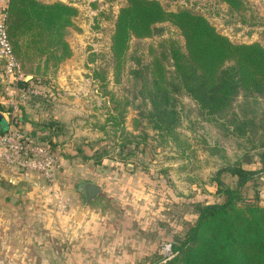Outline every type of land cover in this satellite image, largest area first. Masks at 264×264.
<instances>
[{
    "label": "rangeland",
    "instance_id": "374dc122",
    "mask_svg": "<svg viewBox=\"0 0 264 264\" xmlns=\"http://www.w3.org/2000/svg\"><path fill=\"white\" fill-rule=\"evenodd\" d=\"M41 1H62L78 9L74 26L67 29L65 37L72 56L55 71H50L48 77L51 86L48 92L33 86L42 91L36 95L42 100L32 99L31 96L16 98L5 89L0 97L14 98L16 113L20 114L25 107L32 108L31 111L38 115L35 116L37 124L55 122L40 129L44 135L40 134L39 129L37 134L26 132L37 141L48 143L59 154L61 163L58 171L62 172L64 167L70 171L86 167L91 170L108 169L110 173L119 172L122 175L127 172L126 165L133 163L132 174L135 178L131 183L126 182V187L117 190L121 197L116 192L109 196V219L114 220L116 236L127 231L130 236H140L148 242L152 239L150 235L154 227L158 229V223H168L179 231L183 221L194 220L190 213H185L182 220L173 219L181 210L179 202L218 200L212 196V176L218 168L236 160H241L246 168H258L257 152L263 148L259 142L263 140L264 132L257 129L253 142H247L232 131L235 125L232 120L243 116L254 117L258 123L264 117V98H258L257 102H246L240 94L225 117L213 120L188 94L179 92L182 123L177 131L183 140L189 142L190 146L185 148L171 140L166 142L146 116L150 104L140 92L141 79H135L130 71L138 64H147L154 56H160L165 41L173 39L183 44L184 39L175 26L169 22L160 23L156 25L153 36L132 39L123 70L117 73L110 50L111 35L116 17L127 0ZM158 1L169 11L189 9L205 16L218 32L234 43L258 42L264 47V0H245L246 8L241 13L231 11L220 0ZM67 60L68 66L62 75L65 79L68 76L70 81L66 80L68 83L64 87L57 83L56 86L53 79ZM165 64L169 71L173 70L170 61ZM27 75L31 74L25 72L24 76ZM31 100L36 103L31 104ZM7 108L12 110L13 105ZM110 114L118 116L119 125L109 120ZM120 114H123L122 120ZM131 137L142 140L137 149L132 150L134 143L124 147L121 145L125 138ZM78 147L81 152L77 150ZM131 151L132 155L125 158L127 164H124L122 156ZM261 166H264V161ZM222 178L231 182L228 176ZM257 184L255 187L254 182L248 183L245 193L253 198L257 190L259 203L264 206V174ZM128 206L130 209L126 211L124 208ZM160 228L157 246L170 240L166 229Z\"/></svg>",
    "mask_w": 264,
    "mask_h": 264
},
{
    "label": "trees",
    "instance_id": "16d2710c",
    "mask_svg": "<svg viewBox=\"0 0 264 264\" xmlns=\"http://www.w3.org/2000/svg\"><path fill=\"white\" fill-rule=\"evenodd\" d=\"M220 1L233 12L241 13L246 8L245 0ZM78 14L76 7L62 1L9 0L8 39L23 74L33 75L31 80L17 81L15 87L25 91L39 86L47 91L51 86L50 71H55L72 56L65 37ZM164 22L179 30L184 43L173 39L165 41L160 56H154L147 64H138L130 74L141 79L140 92L150 104L146 116L154 128L166 142L171 140L185 148L190 146L189 142L177 131L182 123L178 93L188 94L213 120L225 117L240 94L246 102H257L258 98H264V47L258 42H232L205 16L189 9L169 11L158 0H127L116 17L111 35L110 50L117 73L123 70L130 41L153 36L156 25ZM166 61H170L172 71L167 68ZM3 73V61L0 60V96L4 91ZM30 98L42 100L36 95ZM31 101V104L36 103ZM119 117L122 120L123 114ZM254 119L243 116L232 120L235 124L232 131L252 143L257 129L264 132V117L258 123ZM109 120L119 125L117 115L110 114ZM54 123L36 124L35 134ZM15 125L19 123L15 121ZM138 139L125 138L121 145L134 143L132 150L137 149L142 141ZM259 144L263 148L257 152L258 168H246L241 160H236L221 166L212 176V196L218 199L216 202L192 199L179 202L181 210L173 219L182 220L185 213H190L194 220L183 221L179 231L168 223H159L170 236L168 241L176 253L165 264H264V206L259 203L257 190L253 198L245 193L248 183L254 182L257 187V180L264 174V166H261L264 138ZM77 150L82 151L79 147ZM130 155L132 151L122 156L124 164ZM126 170L133 172L134 165L132 171L127 167ZM225 176L231 182L224 181L222 177ZM203 191L208 192L204 188ZM161 260V255L154 252L141 263L161 264Z\"/></svg>",
    "mask_w": 264,
    "mask_h": 264
},
{
    "label": "crops",
    "instance_id": "0c3cea01",
    "mask_svg": "<svg viewBox=\"0 0 264 264\" xmlns=\"http://www.w3.org/2000/svg\"><path fill=\"white\" fill-rule=\"evenodd\" d=\"M67 62L53 79L60 87L70 81L62 75ZM12 100L0 97L5 123L9 128L18 126L35 133L37 112L25 107L20 114L16 113ZM8 105H13L12 110ZM0 131L3 132L1 128ZM109 173L108 169L78 167L70 171L64 167L57 172L55 183L49 184L37 172L0 164V264H142L144 258L158 253L159 223L148 242L140 236H130L127 231L115 235L114 220L109 219V196L135 177L128 171L122 175ZM85 180L101 185L91 202H86L79 191Z\"/></svg>",
    "mask_w": 264,
    "mask_h": 264
},
{
    "label": "built area",
    "instance_id": "2783aa9c",
    "mask_svg": "<svg viewBox=\"0 0 264 264\" xmlns=\"http://www.w3.org/2000/svg\"><path fill=\"white\" fill-rule=\"evenodd\" d=\"M9 0H0V60L3 61V83L8 94L25 99L31 95L42 93L37 88L19 90L14 84L24 80L25 76L16 59L7 35V17ZM14 111L16 106L14 105ZM61 159L46 142H39L25 130L16 126L0 133V164L5 168L22 169L28 172H37L44 176L49 184H54ZM158 253L161 262L172 259L176 253L170 242L159 246Z\"/></svg>",
    "mask_w": 264,
    "mask_h": 264
},
{
    "label": "water",
    "instance_id": "95a60500",
    "mask_svg": "<svg viewBox=\"0 0 264 264\" xmlns=\"http://www.w3.org/2000/svg\"><path fill=\"white\" fill-rule=\"evenodd\" d=\"M31 79H32V76L27 75L24 80L28 81ZM0 128L2 129L3 132L9 129L8 124L5 123L4 118L1 113H0ZM126 167L130 171L133 170V164L131 163L127 164ZM100 190H101V185L90 182V181H86V180L81 182L79 186V191L85 197L86 202H91L99 194Z\"/></svg>",
    "mask_w": 264,
    "mask_h": 264
}]
</instances>
